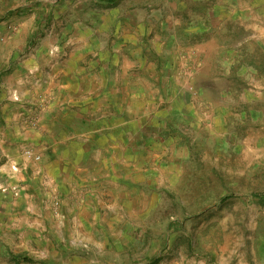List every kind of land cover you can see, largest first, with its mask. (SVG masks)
<instances>
[{
	"label": "rangeland",
	"instance_id": "374dc122",
	"mask_svg": "<svg viewBox=\"0 0 264 264\" xmlns=\"http://www.w3.org/2000/svg\"><path fill=\"white\" fill-rule=\"evenodd\" d=\"M55 40L125 44L169 112L121 158V264H264V0H0V58Z\"/></svg>",
	"mask_w": 264,
	"mask_h": 264
},
{
	"label": "crops",
	"instance_id": "0c3cea01",
	"mask_svg": "<svg viewBox=\"0 0 264 264\" xmlns=\"http://www.w3.org/2000/svg\"><path fill=\"white\" fill-rule=\"evenodd\" d=\"M50 43L0 58V264H121V158L169 112L125 44Z\"/></svg>",
	"mask_w": 264,
	"mask_h": 264
},
{
	"label": "trees",
	"instance_id": "16d2710c",
	"mask_svg": "<svg viewBox=\"0 0 264 264\" xmlns=\"http://www.w3.org/2000/svg\"><path fill=\"white\" fill-rule=\"evenodd\" d=\"M157 261H158V260L156 259V260H154V261H152V262H151V261L148 262L147 264H157Z\"/></svg>",
	"mask_w": 264,
	"mask_h": 264
},
{
	"label": "built area",
	"instance_id": "2783aa9c",
	"mask_svg": "<svg viewBox=\"0 0 264 264\" xmlns=\"http://www.w3.org/2000/svg\"><path fill=\"white\" fill-rule=\"evenodd\" d=\"M27 154H28V155H31V152H30V151H27ZM36 158L39 159L40 157L37 156Z\"/></svg>",
	"mask_w": 264,
	"mask_h": 264
}]
</instances>
